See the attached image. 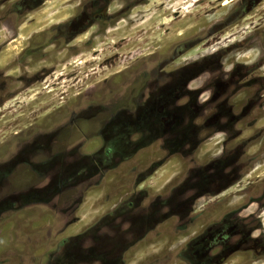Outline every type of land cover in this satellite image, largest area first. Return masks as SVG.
I'll return each mask as SVG.
<instances>
[{
  "label": "rangeland",
  "instance_id": "rangeland-1",
  "mask_svg": "<svg viewBox=\"0 0 264 264\" xmlns=\"http://www.w3.org/2000/svg\"><path fill=\"white\" fill-rule=\"evenodd\" d=\"M58 124L93 134L60 189L9 194L0 264H104L129 199L126 264H264V0H0V162Z\"/></svg>",
  "mask_w": 264,
  "mask_h": 264
},
{
  "label": "flooded vegetation",
  "instance_id": "flooded-vegetation-1",
  "mask_svg": "<svg viewBox=\"0 0 264 264\" xmlns=\"http://www.w3.org/2000/svg\"><path fill=\"white\" fill-rule=\"evenodd\" d=\"M59 124L54 126L55 128L53 127V131L51 129L47 131H30L28 135L21 136L20 140L15 139L14 144L10 147V152L7 153L8 158L6 161L0 162V193H7L5 195L0 194V208L4 209L12 205L14 201L9 195L12 192L36 193L60 189V186L58 187L60 181L58 170L62 167V162H73L75 156H79L78 148L79 144L82 143L73 141L70 139L71 136L82 132L86 137L90 133L93 134V131L80 129L77 124H72L76 126H69L70 123ZM123 132L122 127L110 128L106 124L99 125L95 131L99 141L111 140ZM61 133L64 134L59 136L58 134ZM56 134L57 139H53ZM74 165L75 163H72L71 167H74ZM148 175L151 176V174ZM45 179L49 181L46 185ZM129 195L126 197H129ZM122 201L126 206L118 209L119 218L122 221L120 224L123 226L124 222H127L134 225V227L131 228L129 225L126 232H122L120 235L114 233L112 234L113 237L115 236L114 238L105 237L101 239V245H109L110 248L114 249L112 251L115 252L108 256L104 264H126L127 259H130L141 249L140 242L149 234L146 226L143 227V231H140L137 226L141 217L138 214L145 212V210L135 206L136 199ZM160 204L165 206V201ZM129 207H131V210L127 209ZM158 208L160 207L157 206L156 211L159 219H161L162 210ZM4 210L7 211L8 209ZM129 212L134 213V215L129 216ZM130 229L137 230L129 233Z\"/></svg>",
  "mask_w": 264,
  "mask_h": 264
},
{
  "label": "bare ground",
  "instance_id": "bare-ground-1",
  "mask_svg": "<svg viewBox=\"0 0 264 264\" xmlns=\"http://www.w3.org/2000/svg\"><path fill=\"white\" fill-rule=\"evenodd\" d=\"M227 3V2H226ZM58 7V6H57ZM56 7V8H57ZM55 10V9H54ZM63 10V9H62ZM62 10H57V12L56 13H54V14H51V12H49V13H47L48 12V10H47V12H46V14H44V15H42L38 20H35V22L36 23H42V22H44V21H51V20H55V19H58V18H60V17H62L64 14L66 15V13H64V11H62ZM44 13V12H43ZM36 14V13H35ZM35 17H37L38 18V16H35Z\"/></svg>",
  "mask_w": 264,
  "mask_h": 264
}]
</instances>
